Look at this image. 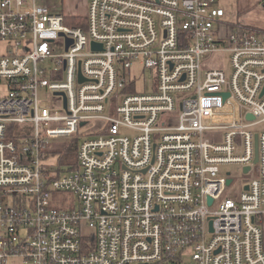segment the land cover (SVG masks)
I'll return each instance as SVG.
<instances>
[{"label":"built area","instance_id":"1","mask_svg":"<svg viewBox=\"0 0 264 264\" xmlns=\"http://www.w3.org/2000/svg\"><path fill=\"white\" fill-rule=\"evenodd\" d=\"M224 16L89 0L78 25L0 0V264H264V29Z\"/></svg>","mask_w":264,"mask_h":264},{"label":"rangeland","instance_id":"2","mask_svg":"<svg viewBox=\"0 0 264 264\" xmlns=\"http://www.w3.org/2000/svg\"><path fill=\"white\" fill-rule=\"evenodd\" d=\"M33 2L37 6L47 7L54 13H62L67 16L69 24H76L73 22L76 18L77 24L78 19L80 22L85 23L86 15L89 9V0H30V4ZM218 4L225 10V16L223 21L229 25L237 26L239 24L250 25L264 29V0H218ZM78 24V25H82ZM6 45L0 43V54L4 53ZM65 52L64 46L59 44L56 48L55 53L63 54ZM228 55H226V62L228 63ZM227 70H229L227 64ZM143 67L138 61L132 67V73L137 78H141L137 83L138 91H150L153 85L151 74L146 73L143 77ZM40 98L45 101L46 98L43 95V91L40 92ZM105 127V122L101 119H94L92 123L86 127L80 129L81 140L86 138V135H93L99 133L101 129ZM262 128L261 125L253 127L254 130L259 131ZM123 133L132 134L130 130H123ZM77 141V138L63 137L55 139L53 142L60 145L62 148H70L73 143ZM74 156V153H73ZM223 170L232 172L233 178L237 179V185L241 184L245 178L251 177V175L243 174V167L238 164H231L223 168ZM234 187V189L237 187ZM66 199L73 200L72 197L66 195ZM9 264H22L18 260L10 259Z\"/></svg>","mask_w":264,"mask_h":264},{"label":"trees","instance_id":"3","mask_svg":"<svg viewBox=\"0 0 264 264\" xmlns=\"http://www.w3.org/2000/svg\"><path fill=\"white\" fill-rule=\"evenodd\" d=\"M74 19H75V20H73V22L77 24V20H76V18H74ZM82 23H83V22H80V20L78 19V24H82ZM75 148H76V144H75V143H73L72 146H70V148H67V149L65 148L64 152L67 153V154H66L67 158L70 157V156H72L73 153H75V152H74V151H75Z\"/></svg>","mask_w":264,"mask_h":264},{"label":"water","instance_id":"4","mask_svg":"<svg viewBox=\"0 0 264 264\" xmlns=\"http://www.w3.org/2000/svg\"><path fill=\"white\" fill-rule=\"evenodd\" d=\"M93 47L95 48V47H97V44H93ZM249 118H253V116L252 115H250L249 116ZM84 123H82V125H83ZM256 160H257V158H256ZM245 170H248V167L245 169ZM228 182H231V180H228ZM246 189H248V187H246ZM210 202H212V200L210 199Z\"/></svg>","mask_w":264,"mask_h":264}]
</instances>
